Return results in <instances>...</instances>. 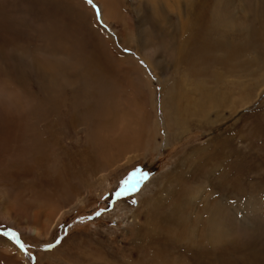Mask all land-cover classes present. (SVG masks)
Returning a JSON list of instances; mask_svg holds the SVG:
<instances>
[{"label":"rangeland","instance_id":"rangeland-1","mask_svg":"<svg viewBox=\"0 0 264 264\" xmlns=\"http://www.w3.org/2000/svg\"><path fill=\"white\" fill-rule=\"evenodd\" d=\"M18 1L14 10L32 30L43 18L35 10L55 4L59 16L66 11L61 4L67 0ZM122 1L124 23L116 25L103 22L100 2L85 3L95 21L87 24L92 31L85 51L103 70L92 78L94 98L79 106L66 90L58 112L37 107L32 133L2 138L0 131V202L6 204L7 189L27 183L53 198L48 205L30 204L31 194L21 200L20 206L29 204L18 218L22 226L47 210L61 215L46 239L1 221L0 239L26 264H199L198 255L202 264H264V0H178L176 14ZM121 29H127L125 46L117 36ZM221 36L238 45L234 56L213 49L204 59L194 57L197 38L214 42ZM123 56L133 57L150 77L151 90L136 92ZM172 92L177 133L162 108ZM142 115L150 124L158 121L156 146L149 150L143 137L125 129ZM54 156L71 192L66 201L47 168ZM152 198L160 200L155 215L179 204L185 222L147 224L154 214L143 202ZM8 231L17 234L23 251L2 235ZM212 231L218 244H211ZM12 255L0 248V264H18Z\"/></svg>","mask_w":264,"mask_h":264},{"label":"bare ground","instance_id":"bare-ground-1","mask_svg":"<svg viewBox=\"0 0 264 264\" xmlns=\"http://www.w3.org/2000/svg\"><path fill=\"white\" fill-rule=\"evenodd\" d=\"M97 1L100 2L101 18L103 22L116 25L120 20H122V22L124 21L123 18L125 16L121 9L124 6L122 0ZM18 3V0H0V131H3V133L5 131L4 134L0 132L3 134H0L2 138H13L18 133H23L26 130L32 133L33 131L30 130L33 129L31 128L33 126L31 124V116L33 113L36 114L35 111H37V107L42 105L43 111L47 113L51 111L58 112L59 109L66 104V90L70 91L74 102L79 106L84 102L88 104L95 96L93 92V84L95 83L92 78L95 73L100 74L103 71L98 62L97 64L92 63L91 57H95V55H92V53L88 55L85 51L86 38L91 36L90 31H92L88 30L87 24L90 22L94 24L95 22L93 11L89 9L85 3L79 0H67L65 2L66 4H61L66 10L63 16H59L56 13L55 4H50V6L48 5V7H45L43 10H35L34 14H40L43 17L40 28L37 27L35 30H32L31 26L28 25L29 21L26 16L20 17L17 15L14 9H16V4ZM136 4L139 7L142 4L145 5L148 11L152 13L167 12L176 14L179 10L178 0H136ZM137 12L140 14L139 9ZM35 21L34 19V22ZM122 22L120 21L121 24L124 23ZM96 28L99 29L98 27ZM95 30L96 29L93 31ZM126 30L121 29L119 33L116 32L117 36L122 39L123 46H125L126 43ZM222 37L224 36L219 37L218 40L214 42L197 38L196 44L198 46L196 45L194 48V50H196V53H193L195 54L194 57L197 59H204L213 49L218 52H223L226 56H234L238 49L236 46L238 45H234L232 41L230 44L227 40L226 42L228 44L226 43V45L225 39ZM187 41L189 42V37ZM171 44L172 40L170 39L169 45ZM33 47H36V49L32 52ZM139 53L141 54V58L143 57L145 59L149 67L156 69L157 66L154 65L153 60L148 55L142 50ZM123 58L133 72L136 92L139 93L146 88L151 90L150 77H147L144 71L137 66L134 58L131 56H123ZM32 85L36 86V90L32 88ZM80 92L81 94H79ZM174 95L172 92L165 101H162V108L164 109V118L168 120H166L168 127L172 128L177 133L180 132L179 127L181 125L179 126V119L177 117L178 112L176 111L178 110V104ZM166 111L168 115L165 114ZM57 116L59 117L58 113ZM169 116L173 117L168 119ZM130 118L128 120H130ZM147 120L145 115H142L141 119L134 122L132 121V126L134 128L128 127L126 120L125 124L129 129H127L126 126L125 129L131 131L132 128L135 135L143 137L144 143L142 140L139 142L144 144L146 150H149L152 146H156L154 138L157 135L158 121L155 117L154 119L152 118L151 124ZM85 123L86 121L84 124ZM127 135L130 136V133ZM131 142L133 143V141ZM164 145H166V143H164ZM57 165V158L55 156L50 157L47 168L52 173V176L56 178V183L59 186V197L63 201H66L70 199L71 192L66 187V183L62 180L63 176L61 178ZM34 187L26 183L24 186L20 185L19 188L7 189L4 195L6 204L5 202H0V221L6 222L8 225H12L21 230L30 231L35 238L42 240L50 236V230L57 224L61 215H59L57 211L56 214H52V211L49 212L47 210L41 214H34L36 220L41 222L40 224L38 222L39 225L36 224L37 221L33 222L35 224L27 223L26 226H22L19 223L18 218L22 215L24 217V212L27 206H29V204L20 206L21 200H25V198L31 194V198H28L30 204L37 202L47 204V202L49 203L51 198H53L49 196L48 193L37 191ZM155 199L152 198L143 202L154 215L155 206L160 202L159 198ZM8 202H10L9 205L7 204ZM178 205L174 204L173 207L169 208V212L163 213L162 216L155 215L154 218L153 215L152 220L149 223L147 222V224L155 226L161 222V224L169 228L172 221L185 222V219L182 218L185 216L184 214H186V211L184 210L183 212ZM188 205H190V203ZM186 206L187 204H185V207ZM43 208L47 209L45 206ZM175 215L178 217L177 220L174 218ZM133 218L136 219L135 216ZM26 222L31 223L30 220ZM189 228L191 229L190 231L194 230L192 226ZM216 234V232H213V235H211V244H218L217 242H220L219 240L221 238H217L218 235ZM0 241V248H2L6 254H13L12 256L18 261V264H26L22 260V253L20 254L9 242L3 239H0ZM198 257L201 259L200 255H198ZM200 259L199 264H202L203 261L200 263ZM12 264L17 263L13 261Z\"/></svg>","mask_w":264,"mask_h":264},{"label":"snow or ice","instance_id":"snow-or-ice-1","mask_svg":"<svg viewBox=\"0 0 264 264\" xmlns=\"http://www.w3.org/2000/svg\"><path fill=\"white\" fill-rule=\"evenodd\" d=\"M85 3L89 4V5H92L93 3V0H84ZM99 15V14H98ZM136 191H139V189H135ZM123 192V188L121 189L120 192H117L116 193V198L119 199L121 194ZM101 213L100 212H97L96 215L99 216ZM2 235H5L7 236L10 240H12L14 243L17 244L18 247H20V249L23 251L24 250V245L20 244L19 243V240L17 239V234L15 232H12V231H8V232H5V233H2ZM60 241L57 240V244L59 243Z\"/></svg>","mask_w":264,"mask_h":264}]
</instances>
